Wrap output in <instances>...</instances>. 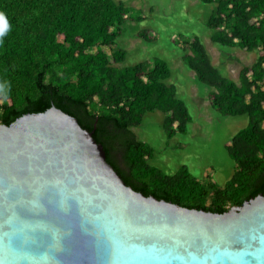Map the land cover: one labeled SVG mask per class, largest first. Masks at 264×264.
I'll return each mask as SVG.
<instances>
[{"label":"trees","instance_id":"16d2710c","mask_svg":"<svg viewBox=\"0 0 264 264\" xmlns=\"http://www.w3.org/2000/svg\"><path fill=\"white\" fill-rule=\"evenodd\" d=\"M214 3L205 21L209 40L255 59L236 81L211 64L195 36L178 39L181 61L207 86L209 106L221 115H246L244 127L224 145L233 170L222 187L198 180L185 166L165 174L150 165L152 148L136 138L146 112L158 111L169 139L184 133L190 116L164 82L169 69L151 58L118 66L125 52L115 46L120 25L140 17L112 0H0L7 29L0 41V120L57 107L84 123L218 211L264 193V0H199ZM144 41L153 35L136 33Z\"/></svg>","mask_w":264,"mask_h":264},{"label":"water","instance_id":"95a60500","mask_svg":"<svg viewBox=\"0 0 264 264\" xmlns=\"http://www.w3.org/2000/svg\"><path fill=\"white\" fill-rule=\"evenodd\" d=\"M0 264H264V193L218 211L50 105L0 120Z\"/></svg>","mask_w":264,"mask_h":264},{"label":"rangeland","instance_id":"374dc122","mask_svg":"<svg viewBox=\"0 0 264 264\" xmlns=\"http://www.w3.org/2000/svg\"><path fill=\"white\" fill-rule=\"evenodd\" d=\"M123 3L128 13L137 14L138 20L125 19L114 43L125 52L118 66H130L151 58L163 60L169 69L164 80L175 88V96L185 105L190 122L185 132L174 133L169 139L162 129L163 115L158 111L146 112L138 127L132 128L136 138L152 148L150 165L165 174H172L179 166L198 180L207 179L218 187L228 180L233 162L224 145L242 127L246 115H221L207 100L208 87L200 83L181 61L178 39L195 36L203 45L211 64L218 72L233 81L242 65H249L256 50L245 52L237 47H226L209 40L210 30L205 21L214 3L199 0H112ZM140 30L150 32L152 41L137 37ZM264 126V123L261 124Z\"/></svg>","mask_w":264,"mask_h":264},{"label":"clouds","instance_id":"9594fccd","mask_svg":"<svg viewBox=\"0 0 264 264\" xmlns=\"http://www.w3.org/2000/svg\"><path fill=\"white\" fill-rule=\"evenodd\" d=\"M5 19L4 13L0 12V22ZM7 29L5 27H0V41H2L3 36L6 34Z\"/></svg>","mask_w":264,"mask_h":264}]
</instances>
